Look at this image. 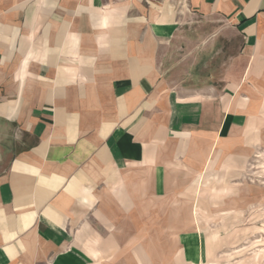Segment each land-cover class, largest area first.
<instances>
[{
  "label": "crops",
  "instance_id": "obj_1",
  "mask_svg": "<svg viewBox=\"0 0 264 264\" xmlns=\"http://www.w3.org/2000/svg\"><path fill=\"white\" fill-rule=\"evenodd\" d=\"M187 4L242 40L218 86L163 75L166 3L0 0V264L208 262L200 192L264 144V0Z\"/></svg>",
  "mask_w": 264,
  "mask_h": 264
},
{
  "label": "rangeland",
  "instance_id": "obj_2",
  "mask_svg": "<svg viewBox=\"0 0 264 264\" xmlns=\"http://www.w3.org/2000/svg\"><path fill=\"white\" fill-rule=\"evenodd\" d=\"M154 2L170 5L181 16L163 75L173 72L175 83L194 90L222 84L241 54V38L218 20L190 16L187 0ZM258 134L264 139V127ZM222 170L229 174L208 177L199 196L205 221L199 229L210 242L206 264H264V144L238 167Z\"/></svg>",
  "mask_w": 264,
  "mask_h": 264
}]
</instances>
